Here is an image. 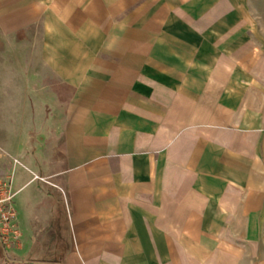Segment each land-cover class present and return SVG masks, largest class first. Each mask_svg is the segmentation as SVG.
Here are the masks:
<instances>
[{
    "label": "crops",
    "instance_id": "0c3cea01",
    "mask_svg": "<svg viewBox=\"0 0 264 264\" xmlns=\"http://www.w3.org/2000/svg\"><path fill=\"white\" fill-rule=\"evenodd\" d=\"M40 1L42 58L72 93L64 195L20 182L25 249L10 262L0 242V264H264L238 229L264 209V158L210 123L170 141V89L148 76L182 0Z\"/></svg>",
    "mask_w": 264,
    "mask_h": 264
},
{
    "label": "rangeland",
    "instance_id": "374dc122",
    "mask_svg": "<svg viewBox=\"0 0 264 264\" xmlns=\"http://www.w3.org/2000/svg\"><path fill=\"white\" fill-rule=\"evenodd\" d=\"M181 4L183 12L158 50L157 70L148 72L157 87L170 89L174 107H164L162 115L177 129L169 140L183 132L209 135L210 123L218 142L225 136L234 149L242 145L249 155L264 158V0ZM42 11L40 0H0V182L13 181L15 191L20 182L37 185L47 205L64 195L57 185L65 181L57 173L64 168V120L72 93L42 58ZM240 66L251 81L240 75ZM207 107L212 111L202 112ZM31 190L17 197L20 212L28 208L23 198ZM248 216L238 229L254 239L239 241L256 245L264 261V209Z\"/></svg>",
    "mask_w": 264,
    "mask_h": 264
},
{
    "label": "built area",
    "instance_id": "2783aa9c",
    "mask_svg": "<svg viewBox=\"0 0 264 264\" xmlns=\"http://www.w3.org/2000/svg\"><path fill=\"white\" fill-rule=\"evenodd\" d=\"M14 182H0V242L5 258L17 262L25 249L24 230L20 223Z\"/></svg>",
    "mask_w": 264,
    "mask_h": 264
},
{
    "label": "bare ground",
    "instance_id": "6f19581e",
    "mask_svg": "<svg viewBox=\"0 0 264 264\" xmlns=\"http://www.w3.org/2000/svg\"><path fill=\"white\" fill-rule=\"evenodd\" d=\"M239 69H240V71H241V74H240V75H243V76L246 75V76L249 78V80L252 79L251 74L248 72V70H247L245 67L240 66ZM250 81H251V80H250ZM243 107H249V106H248V103L245 102V103L243 104Z\"/></svg>",
    "mask_w": 264,
    "mask_h": 264
}]
</instances>
